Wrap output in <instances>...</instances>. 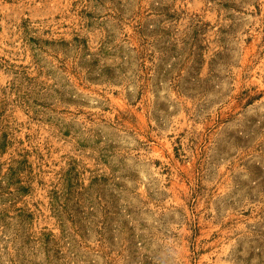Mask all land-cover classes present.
<instances>
[{"label": "rangeland", "instance_id": "rangeland-1", "mask_svg": "<svg viewBox=\"0 0 264 264\" xmlns=\"http://www.w3.org/2000/svg\"><path fill=\"white\" fill-rule=\"evenodd\" d=\"M0 264H264V0H0Z\"/></svg>", "mask_w": 264, "mask_h": 264}]
</instances>
